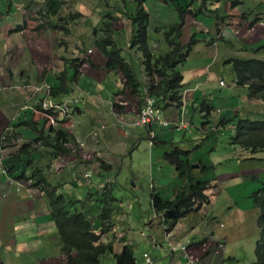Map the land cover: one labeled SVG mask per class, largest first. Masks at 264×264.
<instances>
[{
    "label": "crops",
    "instance_id": "1",
    "mask_svg": "<svg viewBox=\"0 0 264 264\" xmlns=\"http://www.w3.org/2000/svg\"><path fill=\"white\" fill-rule=\"evenodd\" d=\"M156 1L165 10L164 13L161 10L156 13L153 11L154 15L156 14V16L153 15V18L162 21L159 24H162L163 29L178 21L176 7L172 4L164 6L160 0L146 1V8L149 12H151L152 2ZM185 1L189 2V0ZM215 1L217 2L214 4H219L213 8L222 7L224 13H219L222 16L236 15L237 17L239 13L246 10L251 9L253 12L257 9L264 10V0H243L244 6L233 9L230 8V0ZM200 3L202 4L201 0H193L192 6L197 7ZM208 3L206 2V9ZM253 3L256 4V9H253ZM206 9L204 10L206 11ZM5 16L8 17L5 18ZM104 17L105 15H103V25L106 23ZM236 17L233 19L236 21L230 22L229 28L232 31L237 30L236 34L239 32L240 35L233 36L226 28L225 31L222 29L220 32L222 37L232 41L238 48L243 47V45L261 48V52L264 54V20L253 25V28L256 27L257 29L252 32V36L243 38L242 36L248 32L249 27H252L253 20L250 19L251 15H248L244 22L239 23L240 26L238 27L239 21ZM21 18V14L13 16V12L12 14L8 12L7 15L3 16L4 21L2 18L0 19V255L2 252L8 254L6 257H0V264H13L10 263L13 255L16 264H60L61 261L64 262L65 256L63 255V244L59 239L58 229L51 217L47 198L48 189L41 188L39 183L35 184L28 179L17 180L10 175L6 171V166L10 154L15 153V151L2 147L1 142V135H3L5 127H8L10 136L17 137L19 147L36 139V134L26 124L32 122L36 113L33 105L39 95L37 90H40L39 87H43L46 82L48 83L50 76L47 75L42 79H35V77H39L44 69L47 70L46 73L49 69L52 70V73L57 70L54 62L49 61L48 56L46 62H42L39 56L35 55L38 61L32 57V48H26V43L28 40L37 41L38 39L26 35L24 31H16L17 26L22 24ZM159 24L157 25L156 22L149 24L148 41L156 54L163 55L167 51V47L164 43L159 42L160 38L154 32L156 28H159ZM189 25H191L190 29L197 31L195 34L197 42L182 67L184 69L185 89L180 94L181 106H169L163 109V119L169 124L167 127H162L159 124L153 125L149 129L130 126L125 129L126 132H124V128L122 129L123 123L121 121L133 122L137 116L138 98L130 97V101L126 99L125 111L122 113L114 110L113 104L118 101L120 91L124 88L122 76L118 72L104 71L105 59L96 53L94 48H89L93 45L94 33L92 35L88 32L86 34L85 32L80 33L82 37L86 35L87 43L84 45L86 48L83 47V52L79 51L76 47L79 44L76 42L72 52L76 54V58H88L82 66L80 65L81 75L77 81L73 82L72 75L74 73L71 75L68 69L69 65H64V68L67 69L66 76L69 86L63 94L57 95L58 97L49 96L47 100L56 105L63 104L66 109L73 113L71 126L65 127L68 128L73 139L72 143L76 140L77 145H80L79 147L83 151L79 153V156L69 157L71 151L66 156L53 159L48 157V154H51L53 150L52 145L46 146L43 153L47 155H44L45 158L37 167L45 168L49 181L47 182L56 187L61 194H69L84 202L85 210H91L93 215H96H94L92 222L97 230L100 226L99 213L101 210L98 204V196L103 193V186L106 185L111 188L114 181L111 179L112 177L106 175L107 171L101 167L103 162L111 166L108 169L111 171L113 165L119 162L121 152H130L128 156L133 159L134 154L143 148L140 140H148L149 149L145 150V154L149 157L151 171L148 178L150 177V183L154 182L161 193L163 189L165 196L172 198L186 186L187 182L180 178L175 166L167 160L166 155L175 149L189 152L187 156H183L181 159L189 162L191 167L196 166L192 167V170L197 173L198 179L211 182L208 193L214 197H225L226 202L220 206L213 202L204 205L201 211L195 213V216L190 215L183 218L172 229L165 225L163 215L156 216L153 211V219L148 223L150 231L161 228L166 242L176 245L181 251L183 247H186L185 252H181L183 257L178 259V264H191L192 260L196 264H223L224 262L236 264L240 255L245 262H249L252 259L249 258L247 261L243 252H251V247L257 245L262 237L257 223L260 210L254 205L252 199L264 183V175L256 176L255 173H263L264 166L262 163L259 165L260 170L255 169L259 160L254 158L260 154L252 152L243 153V156L237 154L236 146L231 145L230 136L235 133V128L228 130L230 123L222 131L214 129L211 131L213 134L207 138L206 131L203 130L202 126L205 120L202 110H200V104L204 103L206 107L208 105L211 109H218L211 117L214 122H218L220 119L234 118L240 108L244 109L246 116H254L260 119L264 116L262 111L264 105L255 101L249 102L247 89L236 85V75L232 81L233 85L228 87V89L238 87V90L233 93L234 95L225 97L216 92V90L225 87V84L220 85L221 80L217 84L218 77L215 75V65L218 56H226L227 60L235 56L227 49L231 47L225 42L222 43L220 35L216 34L215 21L210 15L201 14L198 18L188 15L186 26L189 27ZM101 27H99L98 22V28L101 29ZM187 27L184 34V41L186 42L189 41L190 37L189 31L187 35ZM119 28L118 46H122L120 49L123 50V56L135 65L141 81L145 84L146 79L142 73V58L140 55L132 54L133 52L129 50L133 33L132 25L130 21L124 20V25L119 26ZM159 29L161 30V28ZM88 40L92 41L88 43ZM221 44L224 48H217ZM89 50L92 52L89 53ZM95 54L96 56H94ZM250 57L245 56L244 58ZM131 58H135V60ZM57 60L61 62L60 59ZM90 60L96 67L89 63ZM49 63H51V67ZM43 65L46 67L42 70ZM56 66L61 67L60 64ZM62 70L64 71L63 68ZM56 81L58 79H55V83L50 85L55 88L57 94L59 83L57 84ZM76 82L80 87L75 85ZM82 94V99L77 101ZM115 94L119 95L113 99ZM237 97H240L239 101ZM40 99L42 98L40 97ZM240 103H242L241 106ZM116 114L119 115L120 119L116 118ZM39 126L43 129L44 122L39 121ZM189 129H192L191 134L187 132ZM183 132L185 133L182 135ZM177 135H179V139L173 143ZM211 138L215 139L213 143L210 141ZM151 139H154L156 143H164L165 145L154 146ZM225 140L226 143H224ZM70 144H68L69 148ZM226 148H230L228 155L224 153ZM219 149H221L220 152ZM51 160L53 161L51 162ZM229 161L236 163L237 168H231L232 165ZM243 163L244 168L242 167ZM198 164L203 167L198 168ZM253 164L254 169L251 168ZM26 169L25 178H29L34 172L33 169ZM85 174H90L91 178L85 179ZM43 176L45 177L44 173ZM132 180L137 181L138 178L133 177ZM177 182H180L179 187ZM136 188L137 185L134 184L133 189ZM171 188H175L173 193L169 191ZM133 200V203H136V199ZM115 215L116 211L113 214V232L107 233L104 239L108 243V237L114 233H122L123 236H119L117 240L120 243L115 248L118 250L117 253H120L125 244L131 245V237L129 234L124 235L126 229H122L124 226L116 219ZM227 231L232 233L234 237L232 241L225 236ZM220 234H223L224 238L220 237ZM150 238L153 239V236L147 237L149 240ZM149 240L147 243H150ZM218 241L226 244L225 250L228 254H221L216 249L217 247H212ZM162 246L157 247L163 248ZM177 252L170 250L175 259ZM40 253L41 255H39ZM151 261L152 264L156 262L155 259H151Z\"/></svg>",
    "mask_w": 264,
    "mask_h": 264
},
{
    "label": "trees",
    "instance_id": "2",
    "mask_svg": "<svg viewBox=\"0 0 264 264\" xmlns=\"http://www.w3.org/2000/svg\"><path fill=\"white\" fill-rule=\"evenodd\" d=\"M67 1L71 0H48L46 3V11H40L37 16L46 21V25H41L37 29H31L29 33H33L31 37H40V32L45 29L62 31L64 37L71 35L72 31L70 26L78 22L82 14L80 12L69 13L63 15V7ZM125 2V0H120ZM147 0H135V12L132 15H127L120 3L115 5L118 12L124 18L130 19L132 25L135 28L133 36L129 44V50L134 55H140L142 58V73L145 76V84L141 81L137 68L131 62H129L123 56V50L120 49L119 41L113 38L112 33H115L111 28L110 21L102 29L101 34L98 35L95 32L94 42L92 48L96 53H99L105 59L106 65L104 71L106 72H118L123 79L124 88L120 91V97L118 101H115L113 108L116 112L122 113L125 111L126 99L130 101V97L138 98V108L141 109L144 100L147 96L154 98L160 108H167L169 105L175 104L181 106L180 94L185 89L184 69L182 67L188 59V55L191 53L192 48L197 42L196 37H192L189 42L184 41L186 17L192 15L194 18H198L199 15H212L211 17L215 21L216 30H220V24L226 22H234L233 19L236 15H220L224 13L222 7L219 9H206V2H214L215 0H201L197 7L192 6V1L187 3L185 0H164L174 5L178 11V21L169 25L167 30L161 31L155 30L156 34L163 35V43L167 47V51L163 55L156 54L150 47L148 42L149 31V14L146 9ZM217 2V1H215ZM229 4L231 8H237L244 6L243 0H230ZM206 9V11L204 10ZM253 10H246L243 13H239L237 18V26L240 22H244L248 15L252 16ZM252 13V14H251ZM106 16V13L104 14ZM112 13L109 16L110 19L117 20V16ZM37 22L39 19H36ZM259 21V18H255L251 23V26L255 25ZM35 22V21H34ZM26 23V22H25ZM25 23L17 31H25ZM120 31V30H119ZM116 29V32L119 33ZM86 35L78 36V48L83 52V47L86 45ZM222 39V43H227L231 48H238L232 41ZM76 40H66L67 45H72L77 42ZM92 40H88V43ZM56 47H59L60 43H55ZM63 45V44H61ZM62 47V46H61ZM64 47V46H63ZM81 47V48H80ZM92 51V50H91ZM87 60L82 58H75L71 60L73 63L74 81L79 79L81 75L80 68ZM89 63L96 67L91 60ZM227 63L231 64L233 71L236 75L237 86L247 89L248 99L252 101H258L264 103V60L258 58H242L234 57L229 58ZM81 65V66H80ZM58 81L59 91L56 94L55 88H52L49 95L50 97H58L59 94H63L66 88L69 86V81L66 76V71H62L59 74ZM40 85V84H38ZM58 95V96H57ZM88 95V94H86ZM119 94H115V97ZM83 94L79 96L81 100ZM43 102V100L41 101ZM36 112L44 113L48 117L57 118V114L54 111L44 110L41 106H36ZM217 109L202 105V113L206 114V121L203 123V127L207 130V125L211 124L210 116L216 112ZM239 119L236 125V134L231 138L232 145L236 146L237 154H246V152L260 154L255 156L264 164V119H258L253 116L249 117L244 115L243 111L236 115ZM65 121V120H64ZM220 120L217 124V128H222L224 124L233 122ZM52 127L45 132L44 129L39 130L38 122L33 121L30 124H26L36 134V139L29 143H24L22 146H18L17 137L14 136H2V147L9 148L15 151L10 154V159L7 161L6 171L12 175L15 179H28L35 184L41 185V188H47V198L51 217L58 229L59 239L63 244V255L66 257V261L63 264H100L101 258L105 254H110L114 257L117 264H138L134 249L131 245H125L120 253H115L112 243H106L104 237L107 232H111L114 228L113 214L114 203L117 201L113 197V187L103 186L104 191L98 196V204L100 205V226L96 230V226L89 219L85 213V204L82 200L76 199L69 194H61L56 187L49 184L44 167H37L40 165L43 158H45L43 152L46 146H51L53 150L48 157L56 159L57 157L66 156L71 153V149L68 144L72 143L73 139L68 131L62 125ZM215 124V123H214ZM17 131V130H16ZM4 133V132H3ZM212 134V132H211ZM156 145H165L164 143H156L154 139H151ZM41 144V145H40ZM53 153V154H52ZM189 152L176 149L166 155L167 160L172 163L179 173L180 178L186 180L187 184L181 190H179L172 198H167L163 192L156 188L151 190V205L156 216L163 215L165 225L169 226V229L174 228L183 218L188 217L190 214H195L201 211L204 205L212 203L214 195L208 193L210 190L211 182H203L199 180L194 174L189 162H185L181 159L183 156H187ZM243 156V155H242ZM53 160H51L52 162ZM23 168L33 169V174L29 178H25L24 172L21 174L18 170V166ZM44 166V165H43ZM101 167L107 172L111 167L106 163H102ZM38 171V172H37ZM37 172V173H36ZM43 173L45 177L43 176ZM256 176H262L263 173H255ZM48 181V182H47ZM113 185V183H112ZM102 188V190H103ZM91 196V195H89ZM254 205L261 209V214L258 220V226L261 233L264 236V183L262 188L253 195ZM99 207V206H98ZM99 230V231H98ZM125 242V241H124ZM256 261L253 264H264V237L256 245Z\"/></svg>",
    "mask_w": 264,
    "mask_h": 264
},
{
    "label": "rangeland",
    "instance_id": "3",
    "mask_svg": "<svg viewBox=\"0 0 264 264\" xmlns=\"http://www.w3.org/2000/svg\"><path fill=\"white\" fill-rule=\"evenodd\" d=\"M65 1V0H62ZM48 2V0H0V19H3L4 15H7L8 12L12 14L13 12V16H19L21 14L22 18H21V23H25V33L26 35H29L31 37V35L33 33H29V31H31V29H37L39 27H41V25H46V21L42 20V18H40L39 16H37V14L40 11H46V3ZM135 0H125V2H121L120 0H71V1H67L63 7V15H67L69 13H78L80 12L82 14L81 19L78 22L73 23L70 28H71V35L68 37H64L65 39H62L64 36V33L62 31H54V30H49V29H45V27L42 29V31L40 32V37H37V41H29L26 43V48H32V57L35 58L37 61L38 59L35 57L39 56V59L42 60V62H46V57L48 56V59L50 62H54L55 64V68L57 70H54L52 73V70L49 69L48 73H46L47 70H45L44 68L46 67V65L42 66V70L44 69V72L40 74L39 77H35V79L38 78H44L47 75L50 76L48 83L46 82L45 85H43V87H39L40 90H37V93L39 94L38 97L35 99V103L33 105L34 107V111L36 108V104L37 106H41L43 107L44 110H47V108L44 107L43 103L41 102V100H45L46 98H48L50 95V91L52 89L51 87V83H55V79H58L59 74H61L62 68L67 72V69L64 68V65L68 66V69L70 70V74H73V63H71L72 59L76 58V54L72 52V50H74V43L72 45H67L66 44V40H78V36L80 35V33L85 32V34L88 32L90 35H92L95 32H99L101 31V29H104L105 25L110 21V25L111 28L113 29V31H115V33H112L113 38H118V34L116 32V29L119 31L120 28L119 26L124 25V20L130 21V19H127L125 16H123L124 18H122L120 12H118V9L116 8L115 5L120 3V6L123 8V10L126 12L127 15H132L135 12L136 6H135ZM161 4L164 6H168L171 3H168L167 1L164 0H160ZM8 3V4H7ZM215 1L208 3L207 5V9H214V6H217ZM255 3H253V9H256L255 7ZM129 6V7H128ZM7 8V9H6ZM231 8V6H230ZM147 9V8H146ZM233 9V8H232ZM231 9V10H232ZM134 10V11H133ZM162 11L164 13V10L160 4L158 3V1L156 2H152V6H151V12L148 11L149 14V24H151V22H156L157 25L162 22L160 20H156L153 18L154 13ZM215 10V9H214ZM154 11V13H153ZM132 12V13H131ZM106 13V16L104 17L106 19V23H104L103 25V15ZM114 13L115 17L117 16V20H113L110 19L108 15ZM131 13V14H130ZM220 13V12H219ZM156 16V14L154 15ZM211 17L214 18V16L210 15ZM8 16H5V18H7ZM99 17H101V19H99ZM255 18H259L258 22H262V20H264V10L260 11V10H254L252 16L250 19L254 20ZM36 19H39V21L37 22ZM237 20H240L239 18L236 17ZM5 19H3L4 21ZM214 20V19H213ZM35 21V22H34ZM98 22H99V27L98 28ZM257 22V23H258ZM16 23H18L16 21ZM131 25L132 22L130 21ZM172 24V23H171ZM230 22H226L225 24H220V30H216V34L220 35L221 30L228 28V32L230 34H232L233 36H237L240 35L239 32L237 33V30H233L230 27ZM259 26V25H258ZM159 28H161V31L167 30V28L163 29L164 27H162V24H159L158 26ZM187 27V26H186ZM17 28H19V26H17ZM156 28V29H159ZM191 25H189V27H187V35H188V31L190 32V37L189 40L192 37H196V30L190 29ZM132 29L133 31H135L134 26L132 25ZM216 29V28H215ZM257 29L256 27L253 28L249 27L248 32H246L242 37L243 38H249L250 36H252V32ZM16 30V27H15ZM160 30V29H159ZM17 31V30H16ZM225 31V30H224ZM18 32V31H17ZM155 32V31H154ZM156 34V33H155ZM157 36H159L160 40L159 42L163 44V35L160 34H156ZM227 35V32H226ZM133 36V33H132ZM22 41H24L22 39ZM60 43L59 47H56L55 43L57 44ZM78 42V41H77ZM149 42V41H148ZM241 43H243V41H240ZM63 44V45H61ZM62 46V47H61ZM64 46V47H63ZM87 46H89L87 44ZM122 48V46H120ZM84 48H86L84 46ZM92 48V47H89ZM217 48H224L223 45L221 44L219 47ZM228 51L233 54L235 57H253V58H262L264 59V54H262L261 52V48H258V51L256 52L257 48L254 47H248V46H241V48H227ZM166 53V52H165ZM214 53H217L216 51H214ZM96 56V54L94 55ZM218 61L215 65V75L218 77L217 78V84L219 80L224 79L225 81V87L220 88L218 90H216V92L219 95H223V96H229V95H234L233 93L235 92V90H238V87L232 88V89H228L229 86H232V81L235 77V73L233 71V67L231 64L227 63V58L226 56H218ZM57 59H60V61H58ZM88 59V58H86ZM85 59V60H86ZM132 60L135 58H131ZM60 64L61 67H57L56 65ZM218 65V67H217ZM49 66L51 67V63H49ZM85 72V71H84ZM74 75H72V79H73ZM56 83H61V81H56ZM75 85H78V87H80V85L78 84V82L75 83ZM242 88V87H240ZM241 90V89H240ZM40 97L42 99H40ZM115 95H113V99H114ZM39 99V100H38ZM237 100H240V97H237ZM39 101V102H38ZM114 101V100H113ZM113 103V102H112ZM240 106L242 105V103L239 104ZM260 106V105H258ZM262 108V107H261ZM264 111V109H263ZM65 116L63 114H57V118H52V117H48L47 115L44 113H41L39 111H37L34 115L33 121H36L39 123V121H43L44 122V126L43 129L45 130V132H47L48 130H50L52 127H57L60 126L59 124H63L62 122H64L65 124L62 125L65 129V126H71L70 121H64ZM37 127L39 128V130L42 128L41 126L37 125ZM121 127V126H120ZM123 129V128H122ZM124 132H126L125 129H123ZM138 130V129H136ZM192 129H189L188 134H191ZM3 135L4 136H10V132L8 131V127L4 128L3 131ZM185 132L182 133V135ZM179 135L176 136V138L173 140L174 141H178ZM181 139V138H180ZM211 143H213L215 141L214 138H211ZM140 142L143 144V148L141 149V151H138L134 154L133 159H131L128 155L130 152L128 153H124L121 152V155H119V162L117 164L113 165V169L111 171L106 172V175H109L110 177H112L111 179H113V197L117 200L114 203V209L116 211V219L118 221H120V223L124 226L122 229H126V231L124 232V235L127 236L128 234L130 235V242H131V246L134 248V252L135 255L137 257V261L138 264H147L146 263V259H149L150 261L148 262V264H151L152 261L151 259H155V263L154 264H178V259H180L181 257H183V254L181 253L182 251L185 252V250H178V247L176 245L170 244L169 242H166L164 240V232L162 231L161 228H159L158 230L153 229L152 232L150 231L149 227H148V223L149 221H151L153 219L154 216V212L152 210V205H151V193H150V177L148 178V175L150 173V164H149V157L148 155L146 156V149L148 147V140H140ZM227 141L225 140L224 143H226ZM41 145V144H40ZM226 146V145H225ZM70 149L72 151L71 155L69 157L72 156H79V153L81 151H83L79 145H77V141L75 140L72 144H70ZM230 149V148H229ZM229 149H224V153H227V155L229 154ZM221 151V149H219V152ZM149 154V153H148ZM230 162V161H229ZM228 162V163H229ZM196 163V162H195ZM263 162L259 161L256 164V170H260L259 165L262 164ZM231 168H237V164L234 162H230ZM263 165V164H262ZM203 166L198 164V168H202ZM242 167L244 168V163L242 165ZM211 168V167H210ZM251 168L254 169V164L251 165ZM18 170L19 172H21V174L24 172V174H27V169L23 168L22 166H18ZM193 174L197 177V173H195V171H193ZM210 174V173H209ZM133 177H137L138 180L137 181H133L132 178ZM144 178V179H143ZM198 178V177H197ZM209 175H208V180H209ZM166 180V179H165ZM200 180V179H199ZM203 182H206L204 180H201ZM134 182V183H133ZM208 182V181H207ZM89 185L90 182H88ZM137 185L136 189H133V185ZM177 186H180V182L176 183ZM97 185V184H95ZM111 187V189H112ZM176 188V186H175ZM175 188H171L169 191H171L172 193L174 192ZM133 199H136V203H133ZM213 203L217 204L218 206L224 204L226 202V198L225 197H220V196H215L213 198ZM86 214L88 215L89 219L91 221L94 220V215L91 212V210H85ZM191 216H195L196 214H190ZM189 215V216H190ZM96 216V215H95ZM211 217V215L209 216V218ZM113 232V230L111 231ZM108 233V232H107ZM152 234V235H151ZM151 235V236H150ZM119 236H123L122 233H114V235H111L110 237H108V243H112L113 245V249L114 252L117 253L118 250H116V245H118L120 242H118L117 240L119 239ZM153 239L150 238L147 239V237H152ZM225 236L232 241L234 239L233 235L231 232L227 231L225 232ZM220 237L224 238L223 234H220ZM144 240V241H143ZM149 240L150 243H147V241ZM128 243V242H127ZM129 244V243H128ZM170 244V245H169ZM126 245V244H125ZM124 245V246H125ZM130 245V244H129ZM163 245V246H162ZM157 246H162L163 248L157 247ZM217 247L216 249L218 250L219 253L221 254H225L227 252L226 249V244H223V242H215L212 247ZM136 248H138L136 250ZM170 248L172 249V251L174 250L175 252H177V256L176 259L173 257V255H171L170 253ZM186 248V247H185ZM163 249V250H160ZM256 249V245L252 246L250 251H244L243 252V256L247 259L251 258L252 260H250L249 262H245L244 258L240 255L239 261H237L236 264H249L253 261H256V255H255V250ZM45 251H47V249H45ZM144 254H146L144 256ZM8 254L5 252H2L0 257H6ZM41 255V253L39 254ZM14 255L12 258V261H10V263L16 264V262L14 261ZM60 264H63V262L61 261ZM100 264H117L116 260L114 259V257L110 254H105L101 260H100ZM192 264H196V262H194V260H192ZM223 264H227V262H224Z\"/></svg>",
    "mask_w": 264,
    "mask_h": 264
},
{
    "label": "clouds",
    "instance_id": "4",
    "mask_svg": "<svg viewBox=\"0 0 264 264\" xmlns=\"http://www.w3.org/2000/svg\"><path fill=\"white\" fill-rule=\"evenodd\" d=\"M19 26V28L20 27H22L23 26V23L22 24H20V25H18ZM19 28H17V30L19 29ZM220 36H222V34H220ZM189 42V41H188ZM193 49V48H192ZM262 50V49H261ZM258 51V48L256 49V52ZM92 51L91 50H89V53H91ZM190 55V54H189ZM189 55H188V57H189ZM243 58V57H242ZM250 58H253V57H250ZM258 59H261V60H264V59H262V58H258ZM188 60V59H187ZM229 60V59H228ZM227 60V61H228ZM229 64V63H228ZM236 78V77H235ZM235 82H236V80H235ZM225 84V81H224V79L223 80H221L220 81V85L222 86V85H224ZM237 85V84H236ZM238 87H240V86H238ZM243 88V87H242ZM146 98H152V97H149V96H147ZM145 98V99H146ZM154 99V98H153ZM247 99H248V95H247ZM79 99H77V101H78ZM155 100V99H154ZM249 100V99H248ZM42 101V100H41ZM45 101H48L47 100V98L45 99V100H43V102H45ZM145 101V100H144ZM156 101V100H155ZM180 101H181V99H180ZM42 102V103H43ZM249 102H252V100H249ZM255 102H257V103H260V104H262V105H264V103H262V102H258V101H256L255 100ZM53 103V102H52ZM54 105H55V103H53ZM156 104H157V101H156ZM181 104H182V102H181ZM204 103H201L200 104V110H202V105H203ZM143 105H144V103H143ZM261 105V106H262ZM157 106L158 107H160L158 104H157ZM169 106H176L177 107V105H175V104H172V105H169ZM168 106V107H169ZM143 107V106H142ZM142 107H141V109H142ZM179 107V106H178ZM264 107V106H263ZM43 108V107H42ZM140 108H139V110L137 111V114H138V112L141 110ZM163 109L164 108H161V115H162V117H161V123L160 122H156V123H154V124H152L151 126H145V127H139V128H150V127H153V125H156V124H159L160 126H162V127H167V126H169V124L167 123V121H165L164 119H163ZM215 109H217V108H215ZM47 110H50V111H54V113L55 114H61L59 111H57V110H54V109H47ZM218 111V109L216 110V112ZM243 111V113H244V115H245V111H244V109L243 108H240V110L234 115V118H231V119H233L234 121L233 122H230V124L229 123H226V124H224L223 125V127L222 128H217V123L220 121V120H222V121H229V120H231V119H220V120H218V122H214V120L213 119H211V116H210V119H211V124H208L207 125V130H205L204 129V127H203V130L204 131H206V136H207V138H209L210 137V135H211V131H213L214 129L215 130H219V131H222V130H224V127L227 125V124H229L230 125V128L228 129V130H231V129H233V128H235V133L233 134V135H231L230 136V140H231V138L236 134V132H237V130H236V125H237V120L239 119L238 117H236V115L237 114H239L240 112H242ZM263 111V110H262ZM215 112V113H216ZM264 112V111H263ZM214 113V114H215ZM213 114V115H214ZM72 115H73V113L71 112V114H70V116H69V118H66L65 117V121H70L71 120V118H72ZM212 115V116H213ZM117 116H119L118 114H116V118L117 119H120L119 117H117ZM205 116H206V114H203V117H204V120L206 121V119H205ZM249 117H252V116H249ZM253 118V117H252ZM261 118H263L264 119V116H262ZM260 118V119H261ZM204 121V122H205ZM203 122V123H204ZM215 123V124H214ZM203 126V125H202ZM123 128V127H122ZM124 129H126V128H124ZM212 134H213V132H212ZM214 135H216V136H218L217 134H214ZM231 145H232V141H231ZM80 146V145H79ZM234 146V145H233ZM176 150V149H175ZM172 151H174V150H172ZM171 151V152H172ZM183 151V150H182ZM170 151L168 152V153H171ZM195 166V165H194ZM263 166H264V164H263ZM193 167V166H192ZM86 176H88V177H86ZM84 178L85 179H87V180H89L90 178H91V175L90 174H85L84 175ZM154 188H156V186H155V184H154V182H151L150 183V193H151V190L153 191V189ZM259 210H260V214H261V209L259 208V207H257ZM259 217H260V215H259ZM258 220H259V218H258ZM258 220H257V223H258ZM263 233H262V237H261V239H260V241L263 239ZM256 250V249H255ZM65 261H66V257H65V260H64V262L63 263H65ZM152 264V263H151Z\"/></svg>",
    "mask_w": 264,
    "mask_h": 264
},
{
    "label": "built area",
    "instance_id": "5",
    "mask_svg": "<svg viewBox=\"0 0 264 264\" xmlns=\"http://www.w3.org/2000/svg\"><path fill=\"white\" fill-rule=\"evenodd\" d=\"M43 105L47 109H54V110L59 111L66 118H69L71 114L70 110L66 109L63 104L54 105L51 101H45L43 102ZM161 117H162L161 108L157 106L156 101L153 98H146L142 109L138 112L137 116L133 119V122L128 123V122H124L121 120L120 121L123 123V126H122L123 128H127L130 126L145 127V126H151L152 124L156 122L161 123ZM182 249L185 250L186 248L183 247ZM170 250L172 251L171 248ZM149 261H150L149 259H146L147 264Z\"/></svg>",
    "mask_w": 264,
    "mask_h": 264
},
{
    "label": "water",
    "instance_id": "6",
    "mask_svg": "<svg viewBox=\"0 0 264 264\" xmlns=\"http://www.w3.org/2000/svg\"><path fill=\"white\" fill-rule=\"evenodd\" d=\"M193 167H196V166H193Z\"/></svg>",
    "mask_w": 264,
    "mask_h": 264
}]
</instances>
